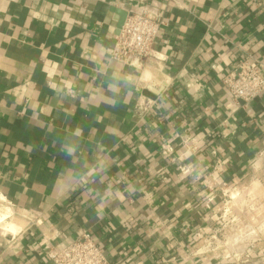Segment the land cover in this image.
<instances>
[{
	"label": "crops",
	"instance_id": "crops-1",
	"mask_svg": "<svg viewBox=\"0 0 264 264\" xmlns=\"http://www.w3.org/2000/svg\"><path fill=\"white\" fill-rule=\"evenodd\" d=\"M125 6L164 21L142 69L113 56ZM245 57L264 64V0H0V214L21 225L0 230V264H54L48 246L84 231L112 264H231L197 229L215 168L239 202L264 167V94L223 84Z\"/></svg>",
	"mask_w": 264,
	"mask_h": 264
},
{
	"label": "built area",
	"instance_id": "built-area-1",
	"mask_svg": "<svg viewBox=\"0 0 264 264\" xmlns=\"http://www.w3.org/2000/svg\"><path fill=\"white\" fill-rule=\"evenodd\" d=\"M124 9L128 11V15L119 33L115 36L113 56L128 66L142 69L144 62L157 54L155 41L164 21L145 8L134 11L131 6H125ZM223 84L235 101L248 104L264 94V64L253 57H245L223 77ZM156 103V98L140 95L136 101L135 110L141 117H145ZM201 142L195 138H185L183 141L185 153L198 151ZM163 148L165 154L173 155L174 148L172 146L166 144L163 145ZM185 153L182 156L186 155ZM193 170L191 165L181 168V172L184 174L192 173ZM216 171L217 168L208 175L206 185L209 189H214V187L220 189L221 199L214 205L217 197L215 190H211L206 196L207 208L212 211L208 214V227L197 229V237L200 242L204 241L203 235L209 234L211 225L216 220L222 224L228 217L229 220L231 219V223L238 222L235 209L241 191L235 192L236 187H231L227 182L216 185L213 176ZM213 240H215V236L212 235L208 237V242L205 240L203 243L212 245ZM47 256L54 264H112L102 247L86 231L66 246L49 245ZM214 256L217 257V255Z\"/></svg>",
	"mask_w": 264,
	"mask_h": 264
},
{
	"label": "rangeland",
	"instance_id": "rangeland-1",
	"mask_svg": "<svg viewBox=\"0 0 264 264\" xmlns=\"http://www.w3.org/2000/svg\"><path fill=\"white\" fill-rule=\"evenodd\" d=\"M263 173H264V167L260 168L258 170L256 177H254L253 180L248 182L246 186L247 190L244 192L243 198H241L242 201L237 202V208L235 209V213L237 216L236 221H238L237 223L236 222L231 223L230 222L231 219L229 220L228 217L226 218L225 222H222V224L217 222V220L216 222L212 223L211 230L209 234L206 236L208 237L209 235L210 236L213 235L215 236V240H213L212 245L204 244L207 247H209L208 251L210 255L213 256L217 255V257L221 255L220 257L223 259L225 258V260H228L229 263L238 264L244 261V258L248 257L249 253L252 252L256 253L259 252L260 250H264V237H263L264 235L255 234L252 236H248L249 230L253 227L252 223H254L255 225L258 223V221L259 222L261 221V216L264 217V174ZM254 205L260 206L259 208L254 210L255 214L253 213V211H251ZM249 208H251L250 211H248ZM253 216H255V218ZM249 223L251 224V227L247 226ZM1 229L2 226H0V230ZM245 234L247 236L246 238H244ZM245 241L246 242L249 241L247 242V245ZM242 246H244L243 249L244 252L238 253L236 250H240ZM236 247L237 249L236 250L233 249L234 250L233 251L232 248H236Z\"/></svg>",
	"mask_w": 264,
	"mask_h": 264
},
{
	"label": "bare ground",
	"instance_id": "bare-ground-1",
	"mask_svg": "<svg viewBox=\"0 0 264 264\" xmlns=\"http://www.w3.org/2000/svg\"><path fill=\"white\" fill-rule=\"evenodd\" d=\"M261 202V201H260ZM260 206L258 205H254L252 208V210L251 211H253V213L255 212L254 210H256L257 208H259ZM250 209L251 208H249V210L248 211H250ZM257 213V212H256ZM251 214V213H250ZM255 214V213H254ZM9 215H10V212L8 211V210H4L1 214H0V226H2V229L4 230V232L6 231H11V232H13V233H17L19 230H20V228H21V225L19 224V223H17L16 222V224H14V223H9L8 225L6 224V221H5V219L7 218V217H9ZM254 218H255V216H253ZM252 217V218H253ZM251 218V219H252ZM256 218H257V216H256ZM259 218V217H258ZM250 219V220H251ZM260 219V218H259ZM249 220V219H248ZM254 220H256V219H254ZM243 221V220H242ZM252 221V220H251ZM249 222V221H248ZM254 222V221H253ZM257 222V221H256ZM242 223V222H241ZM241 225V224H240ZM245 225H246V223H245ZM252 225H253V227L250 229L249 227H251V224L249 223L247 226H249L248 228L251 230H249V234H248V236H252V235H255V234H262V235H264V217H262L261 216V221L259 222L258 221V223L257 224H255L254 225V223H252ZM243 226H244V224H243ZM246 226V227H247ZM247 228V229H248ZM247 234V233H246ZM246 234H245V237L244 238H246L247 236H246ZM259 235V236H260ZM264 237V236H263ZM243 240V239H242ZM232 242H234V241H232ZM246 242V241H245ZM245 242H244V244H245ZM247 242H249V241H247ZM247 242H246V245H247ZM233 249H237V247L236 248H232V250ZM243 249H244V246H242V248H240V250H236L238 253L239 252H244L243 251ZM234 251V250H233Z\"/></svg>",
	"mask_w": 264,
	"mask_h": 264
},
{
	"label": "water",
	"instance_id": "water-1",
	"mask_svg": "<svg viewBox=\"0 0 264 264\" xmlns=\"http://www.w3.org/2000/svg\"><path fill=\"white\" fill-rule=\"evenodd\" d=\"M118 15H119V19H118V31H120L121 27L123 26L124 22H125V19L128 15V11L125 10V9H116L115 10Z\"/></svg>",
	"mask_w": 264,
	"mask_h": 264
}]
</instances>
